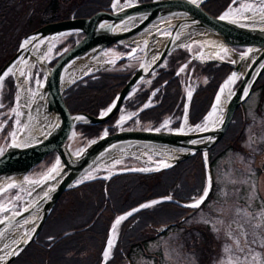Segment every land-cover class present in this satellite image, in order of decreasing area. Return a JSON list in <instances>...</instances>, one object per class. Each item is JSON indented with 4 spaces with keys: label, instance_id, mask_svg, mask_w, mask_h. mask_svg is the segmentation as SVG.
<instances>
[{
    "label": "water",
    "instance_id": "1",
    "mask_svg": "<svg viewBox=\"0 0 264 264\" xmlns=\"http://www.w3.org/2000/svg\"><path fill=\"white\" fill-rule=\"evenodd\" d=\"M206 1L208 0H151L143 3L134 2L125 6L117 4L114 7L112 0L110 12L98 11L88 17L46 23L23 36L14 54L0 67V77H3L0 79V84L8 74L14 77L22 64L27 63L28 57L29 60L31 59L32 65H42L43 68L40 67L43 73L40 97L43 100L44 112L49 114L52 120L49 128L44 132L33 136L31 134L27 139H23L21 134H18L8 141L0 154V181L22 179L46 155L53 152L55 157L52 167L38 179V186L46 185L45 190L29 203L22 204L17 211L10 213L5 211L0 218L1 237L14 230L20 222L35 213L32 215L34 221L31 229L19 238L0 264H9L35 239L59 195L79 184L77 180L82 174L111 152L135 146L144 149L157 148L163 152L161 155L166 160L165 165L167 166L162 165L149 172L165 170L196 153H200L208 188L210 176L206 152L220 140L233 112L247 98L264 69V17L258 21L256 19L247 20L245 21L247 23L239 19L221 20L222 12L218 16H211L201 8V5ZM72 32L80 33L81 37L66 49L52 66H49L44 58L36 59L32 54V48L38 43H47L58 36ZM195 32L199 34L198 37L202 38L198 43L202 50L192 53L187 61L193 60L202 64L214 62L230 68L221 80L215 97L223 82L237 72L245 60L248 61L240 75L238 84L231 87L230 93L225 98L222 114L217 123L197 131L194 129L197 128V124L190 126L193 128L192 131L181 130V128L174 131L117 129L113 133H101L84 145L77 154H73L69 150L66 140L75 124L95 125L109 119L118 110L126 95L145 76L159 67L173 48L180 45L176 43L177 39L188 33L197 35ZM144 34L145 37L140 44L139 40L141 39L139 38H142ZM137 38L139 39L138 43L136 42ZM24 40H29V43L21 48ZM123 42L132 47L117 60L123 61L131 58L138 51L141 52V55L134 72L101 113L107 112L114 102L116 106L103 116L101 113L97 116H91L85 112L69 113L61 97L62 90L69 85L61 86V77L66 67L82 57L86 56L91 59L99 56L107 46L114 47ZM157 42H160V45L155 57L151 61H146L149 49L154 47ZM223 47L232 51L233 47L242 48V51L236 52L237 57L235 58L216 57L215 50ZM14 65H16V68L13 69L15 72L9 71ZM6 72L8 74L5 76ZM169 152L172 155L167 157ZM128 172L142 171L121 169L98 178L107 179L113 175ZM203 195L204 193L201 197ZM157 200H168L179 206L187 205L174 199L161 198ZM140 206L119 217L127 216V213L133 212L134 209H140ZM166 227L159 228V232L165 230ZM110 231L111 228H109L107 236ZM101 264H105V258L102 259Z\"/></svg>",
    "mask_w": 264,
    "mask_h": 264
},
{
    "label": "trees",
    "instance_id": "2",
    "mask_svg": "<svg viewBox=\"0 0 264 264\" xmlns=\"http://www.w3.org/2000/svg\"><path fill=\"white\" fill-rule=\"evenodd\" d=\"M148 1L150 0H137L139 3ZM110 2L111 0H40L37 2L38 7L32 11H24L21 19L22 12L17 13L13 10L8 0H0V38L4 36L6 41L0 50V67L16 50V41L29 31L49 22L88 17L97 11L109 12ZM229 2L230 0H208L201 7L208 14L217 16ZM10 8L14 16L20 18L16 24L13 22L10 25L6 18ZM17 29H20V36H14L10 42L9 36ZM66 36L57 46L59 49L72 46L80 34L69 33ZM7 46L11 49L5 51ZM115 48L120 52L127 51L122 45H116ZM188 57L185 48L171 50L166 56L164 66L154 72L149 82L139 84L132 95L124 99L122 109L132 112L133 119L138 121L140 127L148 122L150 128H153L168 115L176 117L173 126H178L183 102L182 74H174ZM55 60L48 64L52 65ZM189 65L193 67L195 76L203 75L205 78L204 83L197 85L189 101L187 120L193 125L200 122L209 109L217 87L228 73L229 67L194 61ZM134 67L127 65L125 61H117L110 69L99 70L71 83L61 92L68 112L81 111L91 116L98 115L113 100L133 73ZM263 76L264 72L260 78ZM154 89L156 91L151 98L153 105L141 109ZM0 91L1 104L3 107H10L13 102L14 85L9 75L3 80ZM238 112L239 110L233 113L220 140L208 149L209 166L228 148L234 147L240 133ZM117 114L118 111L106 121L95 125L76 124L74 131L78 133L82 143L97 137L103 128L112 133ZM46 157L52 158V154ZM203 184L204 168L199 153L165 170L121 173L113 175L106 181L93 179L80 183L59 195L34 241L9 264H100L104 239L114 217L144 201L167 195L180 202L190 201L200 195ZM183 213L184 209L171 202L157 203L151 208L134 212L121 222L112 257L106 264H121L122 253L127 249L132 250L134 246L140 250L145 245L144 229L147 225H157L169 220L177 221V217Z\"/></svg>",
    "mask_w": 264,
    "mask_h": 264
},
{
    "label": "rangeland",
    "instance_id": "3",
    "mask_svg": "<svg viewBox=\"0 0 264 264\" xmlns=\"http://www.w3.org/2000/svg\"><path fill=\"white\" fill-rule=\"evenodd\" d=\"M38 1L40 0H8L10 5L12 6L13 10L18 12H22L21 19H23L24 11H32L35 7H38ZM133 0H125V4L131 3ZM250 6V7H249ZM264 7V0H235V3L229 4L227 8L225 9V12L233 11L235 13L237 12H244L247 10L248 14L253 15L255 12H258L257 14L262 12V9ZM13 10L10 8L8 10V13H6V18H8V21L11 24L13 22L16 24L19 22L20 18L15 17ZM238 13L234 15L233 20L238 18ZM232 16V15H230ZM248 17H245L247 19ZM9 27V26H7ZM7 28H3L5 30ZM24 33V32H23ZM22 33V34H23ZM20 29L14 30V32L9 36L10 42H12V38L14 36H20ZM24 36V35H23ZM66 35L58 36L52 40H50L47 43V51L45 53V59L47 61H50L55 56L61 53L62 50L67 48V46H64L63 48L59 49L57 46L64 41L66 38ZM145 37V34L142 36V38ZM2 41L0 42V50L5 46L6 41L5 37H1ZM141 39V38H139ZM136 39V42L139 40ZM201 38H191L189 40L184 41L183 43H180L178 47L181 48H187V47H195L196 49L199 48V51L202 50L200 48V45L197 46ZM142 40L140 41V44L142 43ZM20 40L16 41V46L18 45ZM9 42V43H10ZM122 45H128L127 43H121ZM139 44V46H140ZM132 47L131 45H129ZM11 47L7 46V50H10ZM242 51V48H236L235 51H232L226 47L219 48L218 50H215L216 57L221 59H229V58H235L236 53ZM123 55V53H119L116 51L115 48L109 47L106 48L101 52V60L94 59L92 61L85 60L82 61L77 67H82L84 64H89L91 62H97L99 61L100 67L95 68L93 71L86 73L91 74L94 72H97L99 70H106L109 69L113 63L115 62L116 58ZM141 52L135 53V55L132 58H129L125 61L127 65H137V63L140 60ZM97 57V56H95ZM82 58H87L82 57ZM30 67V66H29ZM27 65H23L16 71V73L20 74L23 73V76L25 78V87L27 92V97L31 101L35 95L37 94V86L40 84V81L42 79V71L41 68L38 65H34L32 67L27 68ZM23 70V71H22ZM199 77L196 78L195 81H197L198 84L204 83L205 78L203 75H198ZM31 77V78H30ZM238 77L234 84L238 82ZM149 78H144L142 80L143 84H146L149 82ZM233 84V86H234ZM1 86V84H0ZM17 85L15 84V87ZM264 76L260 78L259 81L255 83V85L252 87L251 91L249 92L247 98L242 103V107H246L248 111V120H251L252 118L254 121H256L257 114L255 112V109L253 108L256 104V100L258 95H260V91L262 92L264 96ZM197 87V86H196ZM1 90V87H0ZM19 91V89H18ZM134 89L131 90V92L127 95V97L131 96ZM216 98V97H215ZM214 98V99H215ZM18 95L15 92L13 94V102L10 107H3L1 104V91H0V153L5 148L7 142L9 139L12 138V136L17 134V131H20V129L23 127L22 122L19 120L18 115L21 113V108L18 105L17 102ZM216 101V100H215ZM214 101L213 105L216 103ZM212 105V107H213ZM263 110H264V104H262ZM209 110V112L206 114V116L202 119L200 123V128L204 126L205 124V118L209 116V114L212 111V108ZM132 113L128 111H124L122 108L118 111L117 118L115 121L116 128L120 129H149L151 127L150 123H145L143 127H140V124L138 121L130 120ZM124 117L123 122L121 123V118ZM264 117V115L262 116ZM185 120V119H184ZM183 120V121H184ZM264 121V119H262ZM260 119L259 123H251V125H248L243 130L242 135L244 136V154H241V144L239 139H236V142L234 144L233 148H228L220 157H218L213 164H211L209 167L212 171L211 178H213V185L211 186L210 196L207 198L206 201L203 202L202 207L194 213L193 217L187 220L185 223L189 224V222H198V221H204L210 225L211 231L214 236L222 238L224 235H226L229 240V242L233 246V251L236 250L235 247V240H234V233L235 228L237 229L236 224V214H241V208L237 207L235 205V199L237 198V193L235 194V189L237 186L242 185L243 188L250 194L252 191V158L251 154L257 152V148L255 147L254 143L251 141V135L253 132V127L256 124H263V121ZM165 121H167V125L165 126ZM183 125V122H182ZM181 125V128H182ZM239 125V124H238ZM162 130H174V126H169V120L164 119V121L159 125ZM179 126V125H178ZM179 128V127H178ZM176 127L175 130L178 129ZM68 147L71 150L73 154H77L85 145L86 141L84 143L81 142V140L78 138V134L74 131H71L68 138H67ZM132 149V150H130ZM118 153H114L112 155H106L102 159H100L98 162H96L94 165L90 166L88 170H86L81 177V180L89 179L97 175H102L105 173H110L113 171L121 170V169H133V170H139L142 172H149L151 170H155L158 167L165 165L167 162L162 157L161 151H159L157 148H148L144 149L141 147H127L118 150ZM250 154V155H249ZM51 158L45 157L43 161L38 163L35 169H38V171H33L28 173L23 179H14L11 181H0V216H2V213L5 211H17L21 206L23 201L28 197L29 189L25 185L27 182H37L38 179L44 175L45 172V166L48 161H50ZM241 173H243L244 179H241ZM205 174V171H204ZM206 177L204 175V184L203 189L207 185ZM243 183V184H241ZM204 191V190H203ZM199 196V195H198ZM197 196V197H198ZM230 199V200H227ZM197 209L199 208L196 207ZM224 215L227 216L229 221V224L227 226H224ZM110 227V226H109ZM24 227L19 228V230H23ZM109 229V228H108ZM117 231V226L115 231L112 233L114 234L113 238V244L115 241V235ZM164 237L159 242H152L147 243L146 246H150L153 249H160L161 255L163 256L164 262H161L160 264H201L202 259L201 255L197 253L196 251L193 252V254L190 253L189 247H191L193 244H189V237L186 239L185 235L178 237V242L176 244V247H171V240L172 238ZM249 237H247V241H249ZM168 242L169 247L166 246ZM147 246V247H148ZM113 247V246H112ZM163 248V249H162ZM126 253H129L128 250H126ZM145 253L144 251H140L139 253L132 252L129 256V261L131 264H154L153 260L148 258L147 261L143 260ZM162 260V261H163ZM212 264H220L222 261V258H220V253L218 251H215L211 255Z\"/></svg>",
    "mask_w": 264,
    "mask_h": 264
},
{
    "label": "flooded vegetation",
    "instance_id": "4",
    "mask_svg": "<svg viewBox=\"0 0 264 264\" xmlns=\"http://www.w3.org/2000/svg\"><path fill=\"white\" fill-rule=\"evenodd\" d=\"M264 88V86L262 87ZM256 104L254 105L255 112L257 114L256 121L252 118L248 120V111L246 107H239V135L238 139L241 144V154H244L243 144L244 136L243 130L251 123H259L260 119L264 115L262 104H264V96L262 92H259ZM263 121V120H262ZM253 134L251 135V141L257 148V152L251 154L252 158V191L249 194L242 185L237 186L235 194V205L241 208V214H236L235 233L233 235L235 240L236 250L233 251V246L227 242L229 238L224 235L222 238L216 237L211 231L210 225L204 221L189 222L187 220L192 218L202 205L197 209L196 207H187L184 209V213L177 217V221H168L165 223H159L157 225H147L144 229L145 245L141 247L134 246L132 250H128L129 253H122L121 264H126V260L129 258L132 252L139 253L144 251L145 255L143 260L147 261L148 258L152 259L154 264H160L164 262V255H161L160 249H153L150 246H146L147 243L159 242L164 237L172 238L171 247H176L178 237L185 235L186 239L189 237V244H193L189 247V251L193 254L194 251L201 255V264H212L211 255L215 251L220 253L222 261L220 264H264V121L263 124H256L253 127ZM250 155V154H249ZM241 179H244L243 173H241ZM243 184V183H241ZM230 200V199H227ZM177 207H180L176 205ZM181 208V207H180ZM224 219V226L229 224L227 216L222 217ZM180 222V223H179ZM161 225H167V228L162 232H159ZM110 237V236H109ZM249 237V241H247ZM109 238L107 239L108 242ZM106 242V244H107ZM165 242V241H164ZM166 246L169 247V243ZM107 248V247H106ZM163 249V248H162ZM113 250L110 253L112 257ZM125 260V261H124ZM163 260V261H162ZM147 264V263H146Z\"/></svg>",
    "mask_w": 264,
    "mask_h": 264
},
{
    "label": "bare ground",
    "instance_id": "5",
    "mask_svg": "<svg viewBox=\"0 0 264 264\" xmlns=\"http://www.w3.org/2000/svg\"><path fill=\"white\" fill-rule=\"evenodd\" d=\"M113 6L114 7L117 6V0L113 1ZM247 12H248L247 10H245L244 12H242V11L237 12L239 14L237 19L241 20L242 22H245L247 20H253V19H256V21H258V19L264 17V7L262 8V12L259 14H257L258 12H255L253 15H250ZM228 13H230V14L226 18L227 20H233L232 17H234V15L237 14L233 11H230ZM230 15H232V16H230ZM245 17H248V18L245 19ZM245 23H247V22H245ZM195 33L197 35H195L194 33L193 34L188 33L184 36H180L177 39L176 43L180 44V43H183L184 41L189 40L191 38H196V37L200 38V37H198L199 34L197 32H195ZM77 38H78V36H77ZM141 39H143V38H141ZM24 41H23V43H24ZM47 43H41L40 42L34 48H32V50H31L32 54L34 55V57L36 59L45 58V53L47 51ZM159 43L160 42H157L154 47H151L149 49V55L147 56L146 61H151L155 57L157 50H158V47L160 45ZM236 57H237V55H236ZM246 58H248V57H246ZM94 59H99V61H100L101 57L97 56V57H94L91 59L81 58L79 60H75L72 63H70L66 67L65 71L62 74L61 86L65 87L68 84H70L73 80H75L81 76H84L86 73L93 71L95 68L100 67V65L97 64V63H99V61L91 62L89 64H84L82 67H77L82 61H85V60L92 61ZM247 62L248 61L245 60L242 64L241 68L237 72H235L236 79L241 75L242 71L244 70V68L247 64ZM22 65H23V68H24V65H27V68L30 69L29 66L32 65L31 59L29 60V57H28L27 63H24ZM40 67L43 68L42 65ZM15 68H16V65L12 66L11 70H13ZM13 72H15V71L13 70ZM232 75H230L229 77H231ZM229 77L223 82L221 87L225 84L226 81H228ZM15 78L17 80L16 83H17V87L19 89V95H18L17 102L21 108V113L18 115V117H19V120L23 124V127L20 129V131L17 132L16 135L21 134L23 139H27L28 137H30L31 134H32L31 136H33V135L39 134V133L47 130L50 126V122L52 120V117L49 114H46L44 112L43 100L40 97V85L37 86V89H36L37 94L35 95V97L31 101H29L30 99L27 97V94H26L27 92H25L26 87L24 84L25 78L23 76V73H21L22 79H20V75L17 73L15 74ZM236 79L234 80V82L228 84V86L224 89L223 93H221V91H220L221 87H220V89L218 91V94H220V102L217 104V100L215 98L216 101L215 100L214 101L216 102L215 104L217 105V107L215 109V112L213 109L211 111V113L214 112V114L211 116H208V120L205 121V124L203 127H201L200 129L194 128L195 131L206 129V128L214 125L215 123H217L219 121L221 114H222V106L224 104L225 98L230 93L231 87L235 83ZM205 125H207V126L205 127ZM181 130H185V131L191 130L192 131L193 128L189 127L188 124L186 123V121L184 120ZM130 150H132V149H130ZM118 152L119 151H114L108 155H112V154L118 153ZM171 155H172L171 152H169L167 154V157H170ZM57 168H58V165L56 166V169ZM25 185L29 189L30 188L31 189L29 190L28 197L23 201L24 205L29 203L31 200L36 198L38 195H40L43 192V190H45V188H46V185L39 187L38 181L37 182H27ZM34 214L35 213H33L32 215H34ZM32 215H30V217H28L25 220H23L22 222H20L19 225L14 230H12L8 234H4L3 236L0 237V263L6 257V255L10 251V249L17 243L19 238L31 229V227L33 226V221H34ZM21 227H24V229L20 231L19 228H21ZM110 237H112V236H110ZM106 246L108 247V242H107Z\"/></svg>",
    "mask_w": 264,
    "mask_h": 264
},
{
    "label": "snow or ice",
    "instance_id": "6",
    "mask_svg": "<svg viewBox=\"0 0 264 264\" xmlns=\"http://www.w3.org/2000/svg\"><path fill=\"white\" fill-rule=\"evenodd\" d=\"M234 2H235V0H234ZM249 7H250V6H249ZM229 14H230V13L226 12L223 16L220 17V19H221V20L226 19V18L228 17ZM27 43H29V40H25L24 43L21 44V48H24V46H25ZM142 67H143V66H142ZM9 71H11V69H9ZM180 71H184V69L181 68ZM7 74H8L7 72L4 73L5 76H6ZM2 78H3V77H0V79H2ZM235 79H236V74L233 73V75H232L231 77H229L228 81H226L225 84L221 87V90H220L221 93H223L224 89L228 86V84L234 82ZM191 94H192L191 91H189V92H188V96L191 97ZM245 95H247V93H245ZM216 100H217V104H218V103L220 102V94L217 95ZM115 106H116V105H115V102H114L113 105H112L111 107H109V109L107 110V112L101 113V115H102V116H103V115H107V113H108V112H111V111H112V108L115 107ZM146 107H147V105H146ZM216 107H217V105L214 104V105H213V110H214V112H215ZM214 112H213V113H210L209 116L213 115ZM123 120H124V117L121 118V121H120V122L122 123ZM205 120L207 121V120H208V117H206ZM167 123H168V122L165 121V126L167 125ZM206 126H207V125H205V127H206ZM197 129H200V126H199V125H197ZM157 131H159V129H157ZM58 163H59V162H58ZM165 166H167V165H165ZM78 183H79V182H78ZM207 193H208V189L206 188V189H205V192H204V196H202L200 200L196 201L195 203H193V204H191V205H186V206H187V207H198L199 204L203 202V199L207 196ZM46 195H47V194H46ZM168 199H171V198L169 197ZM158 202H159V201H153V202H151V204H143V205H141L140 207H141V208H148V207H151L153 204L158 203ZM133 211H139V209H134ZM127 215H128V216L132 215V212L127 213ZM124 219H126V216H121V217H118V218H117L116 222L113 224V232L115 231L116 226H117L122 220H124ZM112 246H113V238L110 237L109 240H108V247L106 248V250H105V252H104L105 260H107V258L109 257V252H110V249H111Z\"/></svg>",
    "mask_w": 264,
    "mask_h": 264
}]
</instances>
